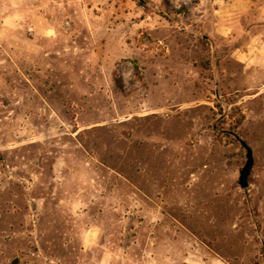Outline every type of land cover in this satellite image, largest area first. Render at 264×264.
Listing matches in <instances>:
<instances>
[{"label": "rangeland", "instance_id": "obj_1", "mask_svg": "<svg viewBox=\"0 0 264 264\" xmlns=\"http://www.w3.org/2000/svg\"><path fill=\"white\" fill-rule=\"evenodd\" d=\"M214 8L0 0V264H264V20Z\"/></svg>", "mask_w": 264, "mask_h": 264}, {"label": "crops", "instance_id": "obj_2", "mask_svg": "<svg viewBox=\"0 0 264 264\" xmlns=\"http://www.w3.org/2000/svg\"><path fill=\"white\" fill-rule=\"evenodd\" d=\"M215 11L220 12L217 19V24L220 26L227 25L229 20H232L234 15L245 10L257 8V16L259 19L264 20V0H214ZM264 41V40H263ZM264 49V48H263ZM242 62H246L248 65L257 64V57H252L245 50L239 49V55L237 57ZM264 65V56L261 57Z\"/></svg>", "mask_w": 264, "mask_h": 264}, {"label": "water", "instance_id": "obj_3", "mask_svg": "<svg viewBox=\"0 0 264 264\" xmlns=\"http://www.w3.org/2000/svg\"><path fill=\"white\" fill-rule=\"evenodd\" d=\"M233 135L239 140L241 145L246 149L247 151V160L244 165V167L240 171V177H239V184L242 188L249 187V177L252 173L253 167H254V153L252 147L247 143L246 140H244L239 134L233 133ZM16 263V261L14 262Z\"/></svg>", "mask_w": 264, "mask_h": 264}]
</instances>
